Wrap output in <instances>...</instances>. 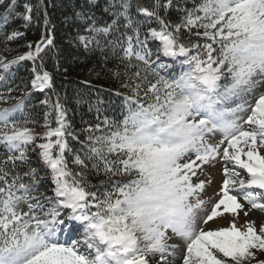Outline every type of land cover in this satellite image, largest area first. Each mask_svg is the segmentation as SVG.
Listing matches in <instances>:
<instances>
[{"label":"snow or ice","instance_id":"1","mask_svg":"<svg viewBox=\"0 0 264 264\" xmlns=\"http://www.w3.org/2000/svg\"><path fill=\"white\" fill-rule=\"evenodd\" d=\"M6 7L27 24L43 0H25L20 12L18 0ZM98 8V0H85L74 14L75 40L86 50L123 52L125 74L135 81L123 85L132 88L126 114L90 124L81 139L59 99L52 105L57 126L48 125L43 137L13 118L20 105L0 111V264H264L257 256L264 254V224L198 228L206 181L195 179L205 165L223 161L219 199L203 224L239 215L244 205L235 185L264 211V0H200L192 7L188 0H148L134 13L131 0H105L107 19L97 18ZM49 47L53 37L44 35L34 51L0 59V69L31 60V86L54 90L50 73L36 66L40 60L43 68ZM165 61L187 67L170 75ZM237 169L248 179H238ZM89 173L105 179L92 184Z\"/></svg>","mask_w":264,"mask_h":264},{"label":"trees","instance_id":"2","mask_svg":"<svg viewBox=\"0 0 264 264\" xmlns=\"http://www.w3.org/2000/svg\"><path fill=\"white\" fill-rule=\"evenodd\" d=\"M25 0H18L20 5L17 12L22 11V5ZM36 5L41 0H31ZM85 0H43V10L47 12L48 26H45V17L43 10L38 14H33L31 23H25L18 16L13 14L9 16L7 24L0 29V53L7 57L8 61H15L18 57L25 55L29 51L35 50V45L44 35H51L54 41V47L46 48L41 54L43 68L39 67L40 60H37L36 66L38 71H47L53 78V89H45L43 92L34 89L31 86L33 79L32 68L33 61L25 60L12 64L11 68L5 72L0 70V87L5 94L11 88L9 97H13L12 103L14 108L20 105V110L12 113L15 120L23 126L30 127L34 133L39 132L44 136L47 126L56 127V112L53 110L54 105L59 102L67 110V121L72 125L76 132L84 138L86 129L90 124L102 121L107 117L109 120L119 122L126 114V104L124 97L132 95L131 87H124L125 84L134 83L129 81L131 76L129 71L125 74L124 64L121 62L123 52L117 48L115 52L111 49L101 51L97 48L86 50L76 40V31L78 22L74 18V14L83 9ZM137 2L147 3L148 0H131L133 5L132 12L135 11ZM100 8L94 9L98 19H107L102 15V7L105 0H98ZM200 0H188V6L192 7L199 4ZM9 0H0V17L8 15ZM170 19L175 21V13L172 12ZM13 31H20L22 36L8 41L6 36ZM195 41V37H192ZM183 39L187 40L186 34ZM203 43L204 41H199ZM158 43V42H156ZM33 47L30 49L28 45ZM155 51V43L150 44ZM8 62V63H9ZM169 64L168 73L170 75H179L182 70L186 69V65H182L179 61ZM95 73L96 76L89 79ZM119 73L120 75H115ZM143 74V73H142ZM90 80V81H89ZM47 99L48 104L42 103ZM13 109V108H12ZM3 108L0 107V111ZM74 148H79L78 144L70 142ZM3 146H0V157L4 153ZM35 149L29 150V155L33 160L36 159L33 152ZM70 167H74L70 163ZM87 178L92 184H99L100 180L105 179L103 176H95L87 174ZM131 177H123L121 179H130ZM48 185L41 188L46 191ZM73 238H78V233H72ZM68 237L66 235L65 241ZM259 259H264V254L257 253ZM251 264H256L253 260Z\"/></svg>","mask_w":264,"mask_h":264},{"label":"rangeland","instance_id":"3","mask_svg":"<svg viewBox=\"0 0 264 264\" xmlns=\"http://www.w3.org/2000/svg\"><path fill=\"white\" fill-rule=\"evenodd\" d=\"M5 17H7V21L9 20L8 15H4L0 17V29L6 25L3 22ZM0 59H2L5 63L9 62L7 57L3 56L1 53H0ZM0 70L3 71L2 69ZM95 76L96 74L93 73L89 79L91 78L93 79ZM9 95L10 93L5 94V92L2 91V87H0V97H3L2 99H0V107H2L3 110L14 108V104L12 103L13 97H9ZM246 99H251V97H247ZM237 103H240V101L230 102L228 106L235 107ZM34 135L38 137H43L42 133H39V132L34 133ZM217 139H219V135H217ZM41 142L43 141L40 139H37L35 141L36 144H39ZM261 154H264V150H261ZM223 168H224L223 161L218 159L209 165H205L203 167V170L199 173L198 177L195 178L196 180L206 181L205 190L201 196V199L205 200L206 203L204 205V210L200 211L197 216L198 228H203L205 231L226 228L230 226V223L233 220H235L236 226L241 228L242 230L244 229L246 224L250 221H254L256 226L259 228L261 224H264V211H261L259 209H253L244 200V198L239 195H237V197L240 203L244 205V207L242 210H240L238 216H233L230 213H224L222 216L214 219L212 222H208L207 224L201 223V219L210 212L212 206L214 205V202L217 199H219L220 190H221L223 180H224ZM237 170L240 171L241 173L238 179H244V180L248 179L244 170H239V169ZM237 186L239 185L233 186V190H235ZM245 212H247L248 214L245 215Z\"/></svg>","mask_w":264,"mask_h":264}]
</instances>
